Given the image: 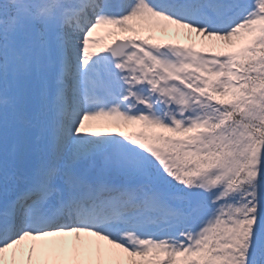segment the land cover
Here are the masks:
<instances>
[{"label": "snow or ice", "instance_id": "snow-or-ice-1", "mask_svg": "<svg viewBox=\"0 0 264 264\" xmlns=\"http://www.w3.org/2000/svg\"><path fill=\"white\" fill-rule=\"evenodd\" d=\"M0 264H264V0H0Z\"/></svg>", "mask_w": 264, "mask_h": 264}]
</instances>
